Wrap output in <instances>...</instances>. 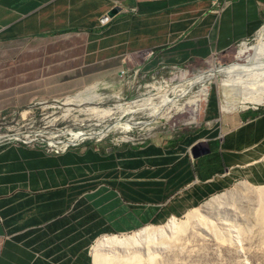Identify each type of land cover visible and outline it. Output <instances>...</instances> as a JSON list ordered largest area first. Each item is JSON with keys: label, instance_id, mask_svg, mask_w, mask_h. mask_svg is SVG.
I'll list each match as a JSON object with an SVG mask.
<instances>
[{"label": "crops", "instance_id": "0c3cea01", "mask_svg": "<svg viewBox=\"0 0 264 264\" xmlns=\"http://www.w3.org/2000/svg\"><path fill=\"white\" fill-rule=\"evenodd\" d=\"M263 25L264 0H0V113L74 94L136 56L207 60ZM237 179L264 184V108L190 142L0 144V264H90L97 238L186 215Z\"/></svg>", "mask_w": 264, "mask_h": 264}, {"label": "rangeland", "instance_id": "374dc122", "mask_svg": "<svg viewBox=\"0 0 264 264\" xmlns=\"http://www.w3.org/2000/svg\"><path fill=\"white\" fill-rule=\"evenodd\" d=\"M257 39L256 34L248 39V43L256 45ZM238 48L239 46H235L207 60L190 61L181 65H167L155 60L154 55L146 59L139 56L130 58L119 74L85 86L74 94L35 101L25 108L1 112L0 136L10 134L19 137L27 133H40L43 136H37L29 142L22 137L19 140L20 143L43 149L53 147L51 144H64L71 133L84 130L98 133L113 130L101 140L107 143L116 142L115 139L123 135L131 137L133 141L117 143L144 145L193 141L210 124H217L221 118L238 114L241 109H232L233 105L226 103L218 88L219 84L214 82L208 86L207 100L200 117L194 113L197 107L194 109L193 105H187L190 98L196 97L195 92L183 98L178 103V108L167 110L164 107L161 114L155 116L163 98L161 94H156L158 88L178 84L180 79L185 78V73L182 76V72L194 75L211 68L215 62L220 65L229 64L233 62ZM251 72V75L245 73L242 79L232 83L236 94L245 93L246 90L264 93V74ZM215 104L218 114L214 116L211 110ZM257 108L263 109L264 104ZM85 142L97 141L87 140L83 143ZM260 192H264V184L237 179L191 210L199 217L196 220H189V213L176 217V220L185 222L190 227L188 233L183 234L180 241L170 242L166 247L153 252V255L150 254L149 256L154 257V264H264V218L258 219L257 215L260 205L264 203L263 197H259ZM172 218L150 227H166ZM130 233L109 234L96 240L98 242L114 237L113 235L130 237ZM96 240L88 252L90 264H94ZM142 252V249L103 247L99 254L119 264L138 253L145 263L147 254Z\"/></svg>", "mask_w": 264, "mask_h": 264}, {"label": "bare ground", "instance_id": "6f19581e", "mask_svg": "<svg viewBox=\"0 0 264 264\" xmlns=\"http://www.w3.org/2000/svg\"><path fill=\"white\" fill-rule=\"evenodd\" d=\"M257 35H258V39H257L258 43L256 45H250V43H248L247 41L239 45L238 50L234 54L233 62L225 65L222 64L220 65L217 64L218 62L217 63L215 62L211 68L208 67V69L203 71L199 70L200 72H197L194 75H188L189 73L187 74V72H182V76L183 73H185L184 74L185 78L180 79L178 84L163 89L159 87L158 92L156 94L157 95L161 94L162 95L161 97L163 98H162V104L160 105V107H157L155 116L161 114V110L164 107H166L167 110H173L178 108V103L183 98L195 92L197 93L196 97L194 99L190 98L189 103L186 104L193 105L194 109L195 107H197L194 113L196 116L200 117L203 109V104L207 100L208 89L210 87L209 85L213 84L214 82H217L219 84L218 88L221 89L222 96L225 98V101L227 104H229V106L231 104L233 105L231 107L232 109H235L237 107V109L244 110L250 108V106L256 108L264 104L263 92L262 93L251 92V90H246L245 93L238 92V94H236L237 92H234L232 87V83L235 80L238 81L242 79L245 73L251 75L252 73L251 71H256L260 74H264V25L257 32ZM235 97L237 99H234ZM112 132L113 130L111 131L106 130L99 133L91 130H84L77 133H71V136L68 138V141L64 144L61 145L51 144V146H55L57 149H64L69 145L78 144L80 142H84L87 140L89 141L94 140L99 142ZM37 136H43V134L27 133V134H22L19 137H22L25 140H32L34 138H37ZM16 137L18 136L10 135V134L1 135L0 143L7 140L10 141L15 140ZM115 141L129 142V141H133V139L127 135H123L121 137H118V139H115ZM259 197L260 198L263 197L264 200V192H260ZM188 213L189 214L187 218L189 220H196L197 218H199L197 217L195 212H188ZM257 215H258V219L263 220L264 203L260 205ZM188 227L189 226L185 222H180L175 218H172L171 220H169L168 225H166V227L152 228L150 227V225H147L138 231L130 233L131 234L130 237L113 235L114 237L99 240L94 250L95 252L94 264H115L114 261L110 259H105L100 256L99 252L103 247H109L112 249H130V250L142 249L143 250L142 253L146 252L147 254V260H146L147 262L145 263L144 261H142L143 260L142 255L139 256L138 253H135V255L130 259L124 257L127 260L120 261L119 264H154V257L149 255L150 254L153 255L154 254L153 252L157 251L159 248L163 246L166 247V245H168L170 242L175 243L183 239L182 238L183 234L187 232Z\"/></svg>", "mask_w": 264, "mask_h": 264}, {"label": "built area", "instance_id": "2783aa9c", "mask_svg": "<svg viewBox=\"0 0 264 264\" xmlns=\"http://www.w3.org/2000/svg\"><path fill=\"white\" fill-rule=\"evenodd\" d=\"M102 21H104V22H106L107 21V17H103L102 18ZM247 42H248V40H247ZM26 141H31V140H26ZM21 142V140H19V137H16V139L15 140H12V141H10V140H7V141H4V142H2V143H0V144H23V145H29V144H24V143H20ZM81 143V142H80ZM74 145H76V144H72V145H69V146H67L66 148H64V149H57L55 146H53V147H50L49 146V148H47V149H45V151L47 152V153H51V154H58V153H60V152H63V151H65L66 149H68V148H70L71 146H74Z\"/></svg>", "mask_w": 264, "mask_h": 264}, {"label": "water", "instance_id": "95a60500", "mask_svg": "<svg viewBox=\"0 0 264 264\" xmlns=\"http://www.w3.org/2000/svg\"><path fill=\"white\" fill-rule=\"evenodd\" d=\"M114 10H115V9H114ZM114 10H112L111 12H109V14H108V15H109V16H113V15H114V13H115V12H114Z\"/></svg>", "mask_w": 264, "mask_h": 264}]
</instances>
